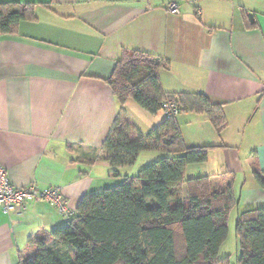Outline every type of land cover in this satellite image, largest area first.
Here are the masks:
<instances>
[{
	"label": "crops",
	"instance_id": "obj_1",
	"mask_svg": "<svg viewBox=\"0 0 264 264\" xmlns=\"http://www.w3.org/2000/svg\"><path fill=\"white\" fill-rule=\"evenodd\" d=\"M0 3L35 4V21L0 35V166L16 187L60 189L76 212L85 196L133 177L127 167L113 176L104 160L108 137L123 111L143 135L165 115L146 116L132 99L121 106L107 83L122 51L131 49L170 63L159 75L166 92L205 94L222 104L227 126L221 133L206 115L178 116L186 145L215 147L209 156L218 164L209 170L207 163L191 165L186 180L210 176L215 190L231 195L230 185L219 188V177H212L230 168L225 164L245 159L252 180L242 189L239 207H264V190L253 175V169L264 172V0ZM188 125L198 128L190 139ZM194 169L200 172L189 174ZM68 220L39 200L27 202L21 215L0 209V264H20L34 235Z\"/></svg>",
	"mask_w": 264,
	"mask_h": 264
},
{
	"label": "trees",
	"instance_id": "obj_2",
	"mask_svg": "<svg viewBox=\"0 0 264 264\" xmlns=\"http://www.w3.org/2000/svg\"><path fill=\"white\" fill-rule=\"evenodd\" d=\"M35 4L0 3V35L16 34L22 21H35ZM170 63L149 52L124 49L107 83L121 106L132 99L150 115L174 103L179 114L143 135L120 114L103 150L114 177L134 166L141 153L162 158L114 187L85 196L67 224L42 230L20 254V264H230L220 258L235 207L232 194L215 190L211 177L186 180L187 168L208 162L212 146L188 147L178 116L206 115L218 133L227 126L222 104L205 94L166 92L160 72ZM264 190V172L253 169ZM185 190V191H184ZM232 193V192H231ZM239 264H264V207L236 223Z\"/></svg>",
	"mask_w": 264,
	"mask_h": 264
},
{
	"label": "rangeland",
	"instance_id": "obj_3",
	"mask_svg": "<svg viewBox=\"0 0 264 264\" xmlns=\"http://www.w3.org/2000/svg\"><path fill=\"white\" fill-rule=\"evenodd\" d=\"M132 104H133V106H135V108H137V110H140L141 112H144V114H147L146 116H153V115H150L149 113H147L146 111H144L133 100H132ZM128 110L130 113H133V110L131 109V107H128ZM182 115L183 114H181V116ZM156 120H157V118H156ZM183 127H185V126H183ZM184 129H185L184 132H185L188 139H190L191 136H195L194 135L195 133H198V128L195 126L188 125ZM141 154L142 155H140L137 163L134 166L127 167V168H129L128 169L129 170L128 175H130V176L138 175L139 172L143 168H145L146 166H148L150 164L155 163L156 161L161 159L163 156L162 154L155 153V152H144ZM210 155L214 156L213 153ZM211 156H209L207 166H206V169H208V170L214 169L215 167L218 166V164H216L214 166L215 159ZM217 163H218V160H217ZM213 166H214V168H213ZM225 166H230V168H228L229 170L226 168L222 174L215 175L212 177V179L219 177L218 179L214 180V184H216V185L221 184V186H218L219 188L222 187V189L223 188L228 189V187L230 185L231 190H232L233 200H234V203L236 205L233 208V210L230 214V218H229V224H228L229 236H228L227 241L224 243L223 247L220 250L219 257L220 258L228 257L230 264H239L238 260L240 257V249H239V240H238L237 233H236V223H237V220L239 218L240 213L244 212L245 208H246V207H244V208L240 209L239 204H240L242 189H243L245 183L247 182V184H250V181L252 180L251 179L252 178V172H251L252 167H251V164L248 161L246 162L245 159H241V162L238 161L237 163H234V164H229V165L225 164ZM202 169H204V167H201L200 171H202ZM231 170L233 171L232 173H230ZM200 171H199V169L198 170L194 169V170L190 171L189 174H193L195 172H200ZM243 194H246V192L243 191Z\"/></svg>",
	"mask_w": 264,
	"mask_h": 264
},
{
	"label": "built area",
	"instance_id": "obj_4",
	"mask_svg": "<svg viewBox=\"0 0 264 264\" xmlns=\"http://www.w3.org/2000/svg\"><path fill=\"white\" fill-rule=\"evenodd\" d=\"M169 10L178 12V6L171 4ZM179 108L174 103L164 105V114L174 117L179 114ZM32 200L45 201L57 208L60 214L68 219L72 218L73 211L60 189L40 190L36 187H16L8 177L5 167L0 166V209L5 215H21L26 210V203Z\"/></svg>",
	"mask_w": 264,
	"mask_h": 264
}]
</instances>
